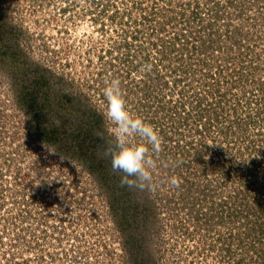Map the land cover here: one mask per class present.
<instances>
[{
    "label": "rangeland",
    "instance_id": "374dc122",
    "mask_svg": "<svg viewBox=\"0 0 264 264\" xmlns=\"http://www.w3.org/2000/svg\"><path fill=\"white\" fill-rule=\"evenodd\" d=\"M116 1V7H102L97 0H0V264H257L259 259L251 253L258 251L227 248L230 236L248 241V227L242 222L231 227L226 215L220 221L222 207L244 214L246 196L237 168L241 173L239 167L254 160L251 180L264 186V139L256 129L246 131L248 138L230 135L228 150V144L211 141L228 142L221 140L224 132H231L223 121L215 124L217 131L209 135L210 143L199 156L185 154L188 140L192 147L204 142L192 133L198 124L194 121V129L183 138L189 125L179 133L160 120L148 121L142 105H135V82L125 83L128 109L154 125L162 137L159 153L149 145V156L156 162L154 189L123 186L121 174L111 169L105 149L116 145L102 115L101 88L115 79L111 71L123 68L121 50L115 52V46L129 38L133 49H144L146 37L157 40L152 28L159 22L166 29L171 26L172 35L182 31L178 15L182 8L186 11L188 0ZM202 1L215 12V28L244 27L243 35L249 32L254 40L258 35L254 49L264 50L263 11H246L248 23L243 26L236 24L237 18L225 17L229 10L223 1ZM116 8L123 12L116 14ZM127 11L142 24L130 23ZM257 18L260 24L255 25ZM207 35L203 42L209 45ZM243 35L239 39L246 47L248 37ZM256 64L250 69L263 99L264 56ZM39 83L45 88L36 89ZM224 103L221 110L233 116L234 103ZM249 107H236L241 121ZM44 126L56 131L52 141L36 136L37 128ZM251 140L260 144L252 151L257 153L235 152V146L246 148ZM130 142L146 143L139 136ZM221 164L233 166L232 183L217 187L213 170ZM172 176L179 179L178 187L169 183ZM204 190H210L209 198L202 195Z\"/></svg>",
    "mask_w": 264,
    "mask_h": 264
},
{
    "label": "trees",
    "instance_id": "16d2710c",
    "mask_svg": "<svg viewBox=\"0 0 264 264\" xmlns=\"http://www.w3.org/2000/svg\"><path fill=\"white\" fill-rule=\"evenodd\" d=\"M104 1L105 2H103V0H97V3H100L102 7H105L104 5L116 7L117 5L115 6L114 3L118 4V1L116 0H110V2H113L111 5H108L109 0ZM258 1L260 0H226L223 2V5L224 7L226 6L229 11H227L222 5L221 7L226 10L224 13V15H226L225 17L232 18L233 20H236L235 18H237V25L238 23L245 25L248 23L246 11H249L250 5H256ZM184 8L186 11L183 8H180L181 10L178 15V22L183 25L181 27L182 31H179L178 33H173L172 35L169 31V27L171 26L167 24L166 26L169 27L166 29L164 24L159 22L157 26L152 28V32L156 35L157 40L154 41L153 38L150 39L146 37L143 46L144 49H133V44L129 38L119 40V45L115 46V52L121 50L122 57L120 56V58H123V68L118 71H111V76L120 81L121 90L126 88L125 83H132L134 85L135 82L134 93L138 96V101L135 105L139 107L142 105L143 117L148 121L154 123V121L159 122L157 120H160L162 125L165 124L168 128L170 127V129L179 133L180 130H183L180 129L182 126L185 128V126L189 125V130L187 129L189 132L187 131L188 134H185L183 138L190 135L192 132H190V130L194 129L191 128L194 121L198 124V127L196 125L194 126L196 128L192 133L196 136L202 137L200 141L203 140L204 142H198L199 147H192L191 143L193 141L188 140L186 144L183 145V148H185V154L189 155L191 152H195L199 156L204 148H207L210 143L209 140H207L209 135L213 133V130L217 131L215 124L217 125L223 121L227 122L226 125H228L231 132H224V135H221V140L228 142L211 141L220 146L222 143L225 146L228 144V150L231 149L229 148L231 142V138H229L230 135H233L235 140H237L236 137L248 138L246 136V131L249 130L248 132H254L256 129L259 133L257 136L263 140L264 98L262 99L259 96V93L258 96H255L254 94L256 87H259L256 85L258 84L256 73H252L251 69H249L250 71L248 72L243 71V69H239V72L228 70V67L234 63V61H240V66L248 65L249 68L257 66L256 60H261L264 56V54H261V50L254 49L256 45H259V42L252 41L251 36L248 34L243 35L242 31L238 34L235 33V30H241L240 26L238 27L239 29L235 30L230 28H215L214 25H216V21L214 20L215 14H213L215 12L210 13L213 9L209 6H205L202 0H188L184 3ZM114 10L118 15L123 12L118 11L117 8ZM220 10L221 9H219L218 12H220ZM262 14H264V9ZM216 15H218V13H216ZM128 16L132 17L134 14L127 11L125 18L130 19ZM145 16L148 19H153V16L148 15L147 13ZM207 17H211L212 21L209 20V23H207ZM132 18L130 23L135 21L138 22V26L142 24V21L139 20V18ZM142 20L144 21V19ZM226 26L228 25L226 24ZM133 34V37H137V35L139 36L137 33ZM206 34H208L207 36L209 37V45L206 42H203V40L206 39L203 35ZM241 35L248 37L246 47H244L239 39ZM179 37L186 38V44L181 47V41L178 39ZM196 38H198L200 49L198 53L193 51L196 53V56L189 57L188 62L191 65V63H193L192 59L199 60L197 64L194 63L189 68H177L174 64L175 60L174 63H172L166 59L165 55L168 53L166 51L168 48H170L169 50L178 51L181 54L187 53L195 46L194 41ZM230 52L231 54L228 55ZM166 61H168V63ZM223 63H225L226 66ZM248 82L253 85H248ZM39 85L40 83L37 85L36 89L41 87V85ZM41 88L45 87L42 86ZM124 93L125 92H123V95L126 98L128 93ZM224 102L234 103L235 110L233 111V116L230 114L227 115L226 112L221 110V108L225 106ZM35 103L36 102L33 100L31 104L35 105ZM253 103H256L257 108L255 109L253 107L254 105H252V107L250 106V112H246L244 114L245 120L241 121L238 108L242 105H247L248 107ZM207 108H212L213 111H206ZM211 117H215L213 120L215 122H212ZM243 126L244 128L241 129ZM55 134L56 131H54V129L44 126L37 128L36 136L44 140L52 141V137H54ZM232 143H235V141ZM261 143L262 149H264V141H261ZM235 145L236 143L234 146ZM256 148H261L260 144L253 141V143L251 142L243 149L235 146V152L241 153L245 150H248V152H252L253 150L258 151ZM175 156L176 154L173 158L176 159ZM181 160H183V157L179 158L178 163H181ZM252 161L254 160H248L249 165L246 167H239L242 171L241 173L237 171L238 168L235 170L240 190L245 193L246 196L244 199L246 200L245 204H242V212L244 214H234L231 210L229 211L228 207H222L223 210L221 209L222 212H227L228 214L221 213L220 211V221L223 219V215H226L228 218L225 221L231 227H235L236 224L240 225L242 222L243 225H246L245 227L253 229V233H250L248 236L249 240L244 243L240 242L236 237H233L228 241L227 248L229 250L233 249V251H235L236 247H241L242 249H254L255 247H260L261 250L264 249V186L260 187L259 180H251L255 178V170L253 167H250L252 165L250 162ZM93 169L94 168L90 165L89 170L93 171ZM232 170L233 166L230 167L223 164L219 165V168L213 170V177L216 180L217 187L221 184L227 185L228 183H232ZM207 173L208 172H206V174ZM214 190L219 189L216 188ZM209 191L210 190H204L202 195L209 198ZM217 195H222V193H216V196ZM249 201H251V203ZM121 205L124 210L122 215L125 216V219H128L129 215L124 214L126 212V209L124 208L125 205ZM223 205L224 203H222V206ZM252 212L255 214H251ZM242 245H247V248H243ZM259 255H264V250L259 252Z\"/></svg>",
    "mask_w": 264,
    "mask_h": 264
},
{
    "label": "clouds",
    "instance_id": "9594fccd",
    "mask_svg": "<svg viewBox=\"0 0 264 264\" xmlns=\"http://www.w3.org/2000/svg\"><path fill=\"white\" fill-rule=\"evenodd\" d=\"M104 105L101 109L104 120L111 126L108 131L115 139V149H105L110 155L111 169L121 174L120 183L123 186L140 191L154 189L153 170L155 160L149 156V145L154 153L162 148V137L151 123L138 115L134 116L128 109L121 90L120 81L113 79L102 89ZM97 135H100L98 132ZM139 136L143 141L131 143L130 138ZM52 153H56L48 149ZM172 186H179V179L169 178Z\"/></svg>",
    "mask_w": 264,
    "mask_h": 264
},
{
    "label": "built area",
    "instance_id": "2783aa9c",
    "mask_svg": "<svg viewBox=\"0 0 264 264\" xmlns=\"http://www.w3.org/2000/svg\"><path fill=\"white\" fill-rule=\"evenodd\" d=\"M220 1H223V2H225L226 0H220ZM207 22H209V21H207ZM247 24V23H246ZM246 24L245 25H243V26H246ZM256 24H260V21H259V18H257V21H256V23H255V25ZM241 28V31H243V29H244V27H240ZM246 34H248L249 35V32H246ZM251 36V40L252 41H258V35L256 34V38H257V40H254L253 38H255V37H253V35L251 34L250 35ZM181 42H180V47L181 46H183L184 44H186V38L185 37H183V38H181V37H179L178 38ZM195 42V46L193 47V49L192 50H190L189 52H187V53H179L178 51H174V50H169L170 48H168L166 51L168 52V53H166V55H165V57H166V59L167 60H169V61H171L172 63H174V60H175V65H176V67L177 68H189L192 64H194V63H196L197 64V62L199 61V60H194V59H192V61H193V63H191V65L189 64V62H188V60H189V57H195L196 56V53H198L199 52V49H200V45H198V38H196V40L194 41ZM258 50H261V54L263 55V50H262V48L261 49H258ZM193 51H195L196 53H194ZM194 53V54H193ZM193 54V55H192ZM205 55H206V53H205ZM207 57V56H206ZM208 58V57H207ZM239 59V58H238ZM173 60V61H172ZM182 60H184V61H182ZM167 63H168V61H166ZM240 62V61H239ZM239 62H235L234 61V63H232L229 67H228V70L229 71H232V72H239V69H243V71H250L249 69V66L248 65H244V66H240V64H239ZM238 63V64H237ZM225 66H226V64L225 63H223ZM178 73H180V72H178ZM250 74V73H249ZM252 83H250V82H248V85H251ZM253 85V84H252ZM255 91V96H258V93H259V89H258V87H256V89L254 90ZM253 96V95H252ZM255 100V99H254ZM264 102V101H263ZM252 105H254V108L256 109L257 108V106H256V103H253V104H251L250 106L252 107ZM245 106H247V105H245ZM256 106V107H255ZM255 111V110H254ZM169 129H170V127H169ZM171 130V129H170ZM200 196H202V195H200ZM208 198V197H207ZM239 249L240 250H244V249H242L241 247H239ZM246 250H248L250 253L251 252H253V250H256V251H258V252H262L263 250H261V248L260 247H255L254 249H246ZM251 254H254V257H255V259H259V262L257 263V264H264V255H259V254H255V253H251ZM260 256H262V257H260ZM249 259H250V257H249Z\"/></svg>",
    "mask_w": 264,
    "mask_h": 264
},
{
    "label": "flooded vegetation",
    "instance_id": "af4514ba",
    "mask_svg": "<svg viewBox=\"0 0 264 264\" xmlns=\"http://www.w3.org/2000/svg\"><path fill=\"white\" fill-rule=\"evenodd\" d=\"M264 9V0H260L258 1V3L256 5L252 4L250 5L249 7V11L252 12V10H257V11H260L262 12ZM248 11V12H249ZM264 23V22H263ZM263 50V49H262ZM263 54H264V50H263ZM249 229V232L252 234L253 233V229L252 228H248ZM231 238L228 239L229 241L234 237V236H230Z\"/></svg>",
    "mask_w": 264,
    "mask_h": 264
}]
</instances>
